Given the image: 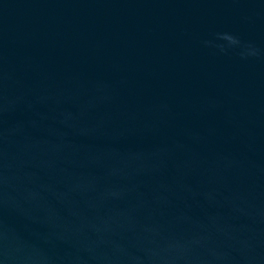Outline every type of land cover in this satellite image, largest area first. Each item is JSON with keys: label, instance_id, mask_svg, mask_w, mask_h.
Listing matches in <instances>:
<instances>
[{"label": "water", "instance_id": "1", "mask_svg": "<svg viewBox=\"0 0 264 264\" xmlns=\"http://www.w3.org/2000/svg\"><path fill=\"white\" fill-rule=\"evenodd\" d=\"M0 264H264V0H0Z\"/></svg>", "mask_w": 264, "mask_h": 264}]
</instances>
